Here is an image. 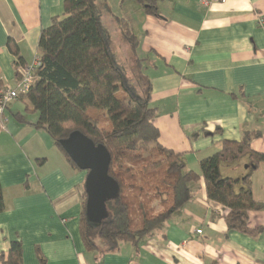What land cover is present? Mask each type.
I'll return each instance as SVG.
<instances>
[{
  "label": "crops",
  "instance_id": "obj_1",
  "mask_svg": "<svg viewBox=\"0 0 264 264\" xmlns=\"http://www.w3.org/2000/svg\"><path fill=\"white\" fill-rule=\"evenodd\" d=\"M66 1L0 0V89L13 87L17 67L41 55V33L65 17ZM152 2L157 16L136 0H108L105 24L113 20L120 34L124 20L138 38L130 57L152 86L160 144L183 154L195 172L224 140L241 142L246 132L259 134L251 146L264 154V0ZM5 118L0 256L20 241L24 264H264V210L250 213L249 228L261 229L259 235L231 231L230 210L208 199L204 180L194 185V199L138 248L121 242L104 256L88 251L81 236L88 173L74 169L53 138L35 128L39 115L27 110L24 98ZM221 175H250L253 197L264 205V162L251 171L245 157L222 165Z\"/></svg>",
  "mask_w": 264,
  "mask_h": 264
},
{
  "label": "trees",
  "instance_id": "obj_2",
  "mask_svg": "<svg viewBox=\"0 0 264 264\" xmlns=\"http://www.w3.org/2000/svg\"><path fill=\"white\" fill-rule=\"evenodd\" d=\"M136 1L147 14L158 15L152 0ZM109 10L108 0H67L65 17L54 18L41 33V66L29 92L19 98L27 101V110L38 113L35 128L45 130L53 138L74 169L82 171L62 144L74 132H81L96 145H104L111 155L108 174L118 184L119 195L107 203L108 217L93 226L87 219L84 190L81 236L85 247L101 256L117 251L121 242L138 248L194 199V185L201 180L208 199L230 210L229 230L259 235L262 230L250 229L249 219L250 213L263 211L264 205L253 197L250 175L241 179L221 175L222 165L245 157L250 159L251 171L258 169L264 154L255 152L251 144L259 134L246 132L241 142L224 140L220 151L200 162V172L189 169L183 154L159 142L160 132L153 123L158 113L150 106V82L140 75L147 88L142 95L118 61L112 32L104 22ZM118 24L135 55L137 36L126 21ZM9 48L19 55L15 45L10 44ZM98 114L105 115L110 129L99 125ZM4 210L0 181V214ZM0 262L24 264L22 243L12 242Z\"/></svg>",
  "mask_w": 264,
  "mask_h": 264
},
{
  "label": "water",
  "instance_id": "obj_3",
  "mask_svg": "<svg viewBox=\"0 0 264 264\" xmlns=\"http://www.w3.org/2000/svg\"><path fill=\"white\" fill-rule=\"evenodd\" d=\"M72 161L86 171V215L93 226L100 225L107 217V203L119 195V186L108 174L111 155L104 145H96L81 132H74L62 141Z\"/></svg>",
  "mask_w": 264,
  "mask_h": 264
},
{
  "label": "built area",
  "instance_id": "obj_4",
  "mask_svg": "<svg viewBox=\"0 0 264 264\" xmlns=\"http://www.w3.org/2000/svg\"><path fill=\"white\" fill-rule=\"evenodd\" d=\"M41 66L40 58L33 65L18 68L19 77L16 84L0 89V133L6 131V112L21 96L26 95L34 84L35 73ZM198 234H202L199 230Z\"/></svg>",
  "mask_w": 264,
  "mask_h": 264
},
{
  "label": "rangeland",
  "instance_id": "obj_5",
  "mask_svg": "<svg viewBox=\"0 0 264 264\" xmlns=\"http://www.w3.org/2000/svg\"><path fill=\"white\" fill-rule=\"evenodd\" d=\"M108 6L110 7V5H108ZM111 7H113V5H111ZM104 22H105V18H104ZM112 22H113V20H110V21L106 22V24H107V27L109 29H111V32H112V39L111 40H112V45H113L116 57H117L118 61L122 64V66H124L131 83L135 87H137V90L139 93H141L142 95H145L147 92V88L144 84L145 81H144V79H140L141 78V76L139 74L140 72L138 73V69L134 65L132 55L130 57L131 50L127 46L126 42L124 41L122 34L121 33L118 34V31L115 30L116 25L112 24ZM96 116H97L99 125L102 128H104V129L105 128L106 129L111 128L110 124L106 120L104 114H98ZM95 254H97L98 256H101V254H99L97 252H95Z\"/></svg>",
  "mask_w": 264,
  "mask_h": 264
}]
</instances>
